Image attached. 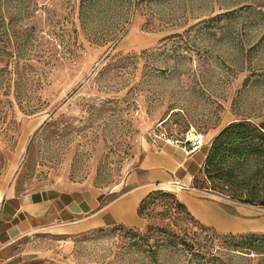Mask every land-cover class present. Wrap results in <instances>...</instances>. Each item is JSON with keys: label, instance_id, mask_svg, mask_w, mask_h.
<instances>
[{"label": "rangeland", "instance_id": "374dc122", "mask_svg": "<svg viewBox=\"0 0 264 264\" xmlns=\"http://www.w3.org/2000/svg\"><path fill=\"white\" fill-rule=\"evenodd\" d=\"M237 119L264 120V0H0V195L107 187L136 168L154 129L205 143ZM195 189L255 217L221 231L156 198L140 226L38 230L4 243L0 264H198L187 248L149 247L160 235L222 247L228 234L264 233V206ZM206 257L264 264V251Z\"/></svg>", "mask_w": 264, "mask_h": 264}, {"label": "crops", "instance_id": "0c3cea01", "mask_svg": "<svg viewBox=\"0 0 264 264\" xmlns=\"http://www.w3.org/2000/svg\"><path fill=\"white\" fill-rule=\"evenodd\" d=\"M216 132L190 155L149 136L136 168L107 187H99L89 179L62 180L26 190H18L15 184L6 186L0 195V248L26 234L52 227L75 233L107 224L140 226L137 214L140 200L149 191L161 188L172 191L194 218L218 230L229 231L219 229L217 223L249 222L255 216L241 207L228 212L220 199L192 186ZM177 179L194 190L173 186L171 182Z\"/></svg>", "mask_w": 264, "mask_h": 264}, {"label": "trees", "instance_id": "16d2710c", "mask_svg": "<svg viewBox=\"0 0 264 264\" xmlns=\"http://www.w3.org/2000/svg\"><path fill=\"white\" fill-rule=\"evenodd\" d=\"M198 176L203 178L199 184ZM203 182L209 185L203 186ZM192 183L197 189L204 188L242 203L264 206V120L253 123L237 119L222 126L210 139L201 170ZM174 196L168 191L151 190L140 200L137 214L140 216L147 204L156 198L171 200L164 204L168 205L166 210L180 208L186 211V206ZM185 213L193 219L188 210ZM184 234L174 238L160 235L155 238L154 248L150 246L149 249L153 253L160 246L187 248L194 260H198V264H203L199 259L206 255V261H212L216 253L224 249L255 253L264 251V233H246L237 236V239H234L236 236L228 234L230 242L222 247H214L209 240L187 237ZM151 236L152 233H148L145 239L148 240Z\"/></svg>", "mask_w": 264, "mask_h": 264}, {"label": "built area", "instance_id": "2783aa9c", "mask_svg": "<svg viewBox=\"0 0 264 264\" xmlns=\"http://www.w3.org/2000/svg\"><path fill=\"white\" fill-rule=\"evenodd\" d=\"M152 133V137L160 139L167 144L178 147L184 155H190L191 153L198 151L204 144L202 134L196 131H188L180 137H175L171 134H168L165 130L161 129H154ZM171 184L182 189L190 188V186L183 184L178 179L173 180Z\"/></svg>", "mask_w": 264, "mask_h": 264}]
</instances>
